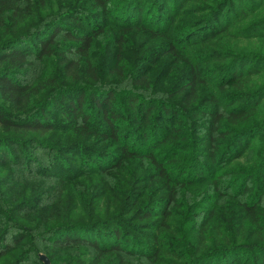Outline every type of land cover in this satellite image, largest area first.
Masks as SVG:
<instances>
[{
  "label": "trees",
  "instance_id": "16d2710c",
  "mask_svg": "<svg viewBox=\"0 0 264 264\" xmlns=\"http://www.w3.org/2000/svg\"><path fill=\"white\" fill-rule=\"evenodd\" d=\"M144 1L0 0V264H45L42 253L51 264H264V53L252 49L264 30L241 24L264 5L233 13L232 0H176L172 11L164 0L162 31L123 14L103 74L101 17ZM223 13L230 23L217 27ZM132 29L167 48L133 58ZM185 35L196 41L179 43ZM163 55L174 80L158 88ZM41 63L54 68L30 78ZM67 105L70 126L46 110Z\"/></svg>",
  "mask_w": 264,
  "mask_h": 264
},
{
  "label": "rangeland",
  "instance_id": "374dc122",
  "mask_svg": "<svg viewBox=\"0 0 264 264\" xmlns=\"http://www.w3.org/2000/svg\"><path fill=\"white\" fill-rule=\"evenodd\" d=\"M164 0H159V4L155 7V9L152 10L154 4L153 3H148V0H145L143 2L142 5L139 6H133V5H126L124 7L118 8L115 10L114 14H116V16H103L101 17L102 23L101 25H99V28L101 27L103 30L107 31V36L108 37H102L97 39L95 47L93 48V56H94V61H95V65L96 68L101 71L103 74L107 75L109 72V68L111 66V48H116L118 50V45H115V40L119 39L120 37V29L118 28L121 24V18L122 15L124 14V17H130L133 16L132 18H130V25L129 27L134 28V27H140V23H142V25H147V26H162V30L166 29V25L164 27V23L167 22V19L163 18H159L158 14H159V10H160V4H163ZM215 1V0H213ZM212 1V2H213ZM171 4L167 5L168 7L172 8V11L174 10V5L176 0H170L169 1ZM183 2V1H181ZM218 2L222 3V0H217L216 3L212 4L216 5ZM250 2H253V4H250ZM262 4L264 5V0H232L230 2L229 5V9L228 12H233V13H239L242 10H250V8H254V10H258L259 7L262 6ZM90 6V5H89ZM256 6L257 8L253 7ZM159 7V8H158ZM90 10H92L91 12H94L95 9L93 6H90ZM124 12H123V11ZM261 13H259L260 15L257 16L255 19H253V17L255 16V14L251 15L250 17L244 19L241 24H244L245 26H250L251 28H253L254 32H260L262 30H264V22L262 20H264V6L261 10ZM258 13V12H257ZM163 15L166 16V18H173L175 15L170 13V11L167 9L164 12H162ZM248 15V14H247ZM246 15V16H247ZM225 14L223 13V15L221 17L217 18V22H216V26L217 27H225L228 23H230V19L231 16H226V18L224 19ZM245 16V17H246ZM244 18V17H243ZM154 21V22H153ZM163 23H160V22ZM87 24L90 25L91 23L89 21ZM66 25H71L72 21L70 20H66L65 21ZM84 28H88L87 26H84ZM214 28V25H213ZM90 30V29H89ZM52 32L51 31H47V34H50ZM173 32H171L172 34ZM147 35V34H146ZM188 35H185L184 37H182L179 41V43H182L183 38L185 39V41L183 42L184 44L186 43H193L196 41V37H192V38H188ZM34 43H37L36 40L33 39ZM234 42V41H233ZM258 41H255V43ZM182 43V44H183ZM158 45H160L162 48L166 46V43L164 42V38L159 37L157 39H152L149 40L147 39V37H145L144 33L142 32L141 29H132V32L126 36V42H125V48L127 49V52L131 54V56L133 58H138L139 56H141L144 53H149L154 51ZM167 48V47H165ZM252 49L254 51L257 52H263L264 53V48H263V44H256L255 46L252 47ZM160 51V49L158 50V52ZM168 55H163L162 58H159L155 64L156 65V69L153 72L155 74V84L156 86H158V88L166 85L168 82L174 80L173 77V69L170 67V65L167 64L168 61ZM263 62V61H262ZM214 64H216L215 62L210 63L207 66L213 67ZM261 66H264V62L260 63ZM54 67L51 64H46V63H41V64H37L36 68L34 71H32L30 73L31 77L33 78L36 75L39 74H43L45 72H49L50 70H52ZM260 83L263 82V79L259 78ZM77 96V95H76ZM75 97V96H74ZM87 100H88V96H86ZM122 98V97H120ZM123 99V98H122ZM66 102V100L64 101ZM89 102V101H88ZM87 105L86 107V114H90L91 115V120H97L98 122L102 123L103 122V117L101 114V110L94 106L91 102H89L87 104V101L84 102V106ZM70 107L67 105L64 111L59 110V108L56 107H48L46 110L48 112V114L53 117V119L57 120V121H61L63 125L65 126H70V118L68 119V115L67 113H69ZM121 122V125L125 124V120H119ZM139 129L132 131L131 133H128V135L130 134V137L128 136V140L129 141H133L135 140H139L141 139L142 135H141V130L144 129V126H137ZM128 129H126L127 132ZM63 131H57V135L62 134ZM125 133V132H124ZM96 140H97V144H99L100 146L105 147L106 142L104 141L103 138L95 136ZM108 148V147H107ZM30 152L36 156L37 158H42L43 156H41L40 154H38L37 151H34L33 149H30ZM44 152V154H48V156L50 155V153H47V151H42ZM85 154L86 156H90V154L88 153H80V154H75L73 153V155H69L71 157L76 156L75 158L80 159L81 156ZM48 158V157H47ZM49 159V158H48ZM18 160H22V158L19 156ZM52 159L49 160V162ZM43 162V166L44 167H48L49 165H47V162L44 160ZM42 164V163H41ZM70 164H75L74 162H70ZM11 168H7L4 170L6 176H10L11 174H13L14 172L17 173L19 169H17V167L14 166H9ZM140 172V170H139ZM18 177L23 178L24 184L25 185H29L30 181V177L27 173H17ZM3 177L5 176L4 174L2 175ZM11 178H14V176H10ZM6 179V177H5ZM44 254V253H42ZM46 255V254H45Z\"/></svg>",
  "mask_w": 264,
  "mask_h": 264
},
{
  "label": "water",
  "instance_id": "95a60500",
  "mask_svg": "<svg viewBox=\"0 0 264 264\" xmlns=\"http://www.w3.org/2000/svg\"><path fill=\"white\" fill-rule=\"evenodd\" d=\"M40 258H41V261L44 262L45 264H51V260L47 255L41 254Z\"/></svg>",
  "mask_w": 264,
  "mask_h": 264
}]
</instances>
